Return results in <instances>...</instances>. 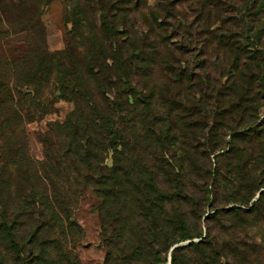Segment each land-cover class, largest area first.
Returning a JSON list of instances; mask_svg holds the SVG:
<instances>
[{"label":"trees","instance_id":"trees-1","mask_svg":"<svg viewBox=\"0 0 264 264\" xmlns=\"http://www.w3.org/2000/svg\"><path fill=\"white\" fill-rule=\"evenodd\" d=\"M68 1L66 49L40 48L18 80L25 92L0 77L1 125L15 141V154L0 158V264H81L74 215L87 191L101 203L107 264H134L145 242L150 264L235 259L233 240L212 225L245 229L249 215L264 214V173L253 170L264 152V51L244 48L236 29L245 0ZM50 86L74 110L49 125L37 161L28 108L51 114ZM193 169L195 206L186 195ZM209 205L204 231L197 216Z\"/></svg>","mask_w":264,"mask_h":264},{"label":"rangeland","instance_id":"rangeland-1","mask_svg":"<svg viewBox=\"0 0 264 264\" xmlns=\"http://www.w3.org/2000/svg\"><path fill=\"white\" fill-rule=\"evenodd\" d=\"M68 2V0H0V77H8L10 89L26 91L25 85L18 80L22 74V69H24L23 66L31 64L42 46L45 45L51 52L66 49L74 29V26L69 24L65 18ZM155 2L156 0H150V5H154ZM239 4L242 9L237 13L238 21L235 24L236 29L241 31L242 45L248 50L264 51V14L262 13L264 10L261 9L260 12L253 10L254 0L241 1ZM53 92V86L45 91V97L56 101L51 114L41 119L40 115L36 114L37 111L34 108L36 104L28 108L33 112L31 115L33 121L28 122L26 127L28 151L37 161L45 159L47 147L44 140L49 133V125L56 122L64 123L74 110L72 103L56 99ZM2 122L3 119H0V158L15 154V150L11 149V144L14 141L12 130L7 126H2ZM262 156L263 158L258 161L253 170L264 173V152ZM108 164L112 165V160H109ZM196 166L200 168L198 163ZM192 177L194 179L186 178V195L190 204L195 206L198 199L197 204L201 203L202 188L196 182L197 170L193 169ZM261 182H263L261 190L264 191V179ZM21 184L24 183L21 182ZM233 185L236 184L233 182ZM221 201L220 205L225 210L234 206L232 203L227 204L222 199ZM253 203L255 202L253 201L250 207ZM100 205V200L96 195L87 191L82 194L76 208L74 218L81 228L82 235L75 243V253L81 264H107L108 253L106 242L102 238ZM185 209L188 210L190 219L196 218L192 213L195 212L193 208L185 205ZM205 212L203 217L197 216L204 231L206 230L205 223L208 215L214 214L210 205L207 206ZM246 222L248 223L244 224L245 229H239V221L231 225L226 219L215 225L211 224L212 228L215 227L214 233L231 238L225 240V243L229 244V240H233L231 244L235 259H228L224 263L264 264V214L249 215ZM198 241L199 239L189 240L177 246H187ZM218 241L222 242L219 238ZM240 242L249 244V247H243ZM145 247V251L134 264H150L149 249L146 242ZM160 264H171L170 257L167 262Z\"/></svg>","mask_w":264,"mask_h":264},{"label":"water","instance_id":"water-1","mask_svg":"<svg viewBox=\"0 0 264 264\" xmlns=\"http://www.w3.org/2000/svg\"><path fill=\"white\" fill-rule=\"evenodd\" d=\"M259 196H260V194H259ZM176 248H177V246H176V247H174V248H173V250H175Z\"/></svg>","mask_w":264,"mask_h":264}]
</instances>
